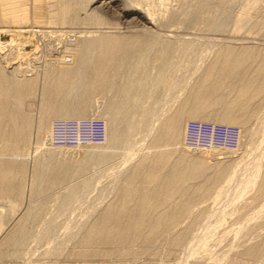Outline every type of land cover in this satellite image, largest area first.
Instances as JSON below:
<instances>
[{
    "label": "rangeland",
    "instance_id": "1",
    "mask_svg": "<svg viewBox=\"0 0 264 264\" xmlns=\"http://www.w3.org/2000/svg\"><path fill=\"white\" fill-rule=\"evenodd\" d=\"M0 264H264V0H0Z\"/></svg>",
    "mask_w": 264,
    "mask_h": 264
},
{
    "label": "bare ground",
    "instance_id": "2",
    "mask_svg": "<svg viewBox=\"0 0 264 264\" xmlns=\"http://www.w3.org/2000/svg\"><path fill=\"white\" fill-rule=\"evenodd\" d=\"M67 68H68V65H67ZM65 71V72H64ZM63 72H64V74H66L67 73V71L66 70H64ZM69 71V70H68ZM63 74V75H64ZM197 93V92H196ZM193 108H196V107H193ZM195 110V109H194Z\"/></svg>",
    "mask_w": 264,
    "mask_h": 264
},
{
    "label": "built area",
    "instance_id": "3",
    "mask_svg": "<svg viewBox=\"0 0 264 264\" xmlns=\"http://www.w3.org/2000/svg\"><path fill=\"white\" fill-rule=\"evenodd\" d=\"M71 42H73V39H70Z\"/></svg>",
    "mask_w": 264,
    "mask_h": 264
}]
</instances>
